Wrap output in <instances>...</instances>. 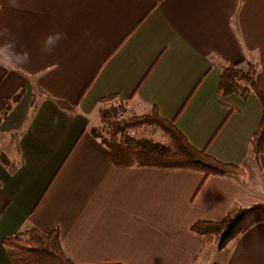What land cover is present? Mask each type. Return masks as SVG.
I'll return each mask as SVG.
<instances>
[{"label": "crops", "instance_id": "obj_1", "mask_svg": "<svg viewBox=\"0 0 264 264\" xmlns=\"http://www.w3.org/2000/svg\"><path fill=\"white\" fill-rule=\"evenodd\" d=\"M245 59L264 94V0H0V264L30 226L58 228L74 264H264V222L221 250L190 230L264 202L258 102L218 94L221 66ZM110 94L155 105L243 179L114 166L89 127Z\"/></svg>", "mask_w": 264, "mask_h": 264}, {"label": "trees", "instance_id": "obj_2", "mask_svg": "<svg viewBox=\"0 0 264 264\" xmlns=\"http://www.w3.org/2000/svg\"><path fill=\"white\" fill-rule=\"evenodd\" d=\"M256 74L257 66L250 60L222 65L218 94H234L242 98L247 94L255 96L261 115L249 144L258 165L264 148V94L256 83ZM19 96L20 92L13 97V101ZM98 102L99 124L93 126L90 133L104 146L114 166L190 169L204 176L235 177L244 174L239 165L220 161L205 148L194 147L176 126L175 120L161 117L155 105L150 112L143 114H129L126 110L130 116H125L126 102L116 94L106 95ZM8 109L7 106L3 115ZM150 126L166 141L141 137L137 142L136 137L128 133ZM262 222L264 202L231 208L219 221L198 220L190 226V230L202 237L204 247L221 250L252 226ZM2 244L11 264H74L61 248L58 228L45 233L30 226L4 237Z\"/></svg>", "mask_w": 264, "mask_h": 264}, {"label": "rangeland", "instance_id": "obj_3", "mask_svg": "<svg viewBox=\"0 0 264 264\" xmlns=\"http://www.w3.org/2000/svg\"><path fill=\"white\" fill-rule=\"evenodd\" d=\"M124 107L123 108L125 109L124 110L125 111V113H124L125 116L126 115H129V114H132L133 111L130 109L129 106H127L126 104H124ZM151 109H149L148 112H150ZM126 110L129 112V114L127 113ZM148 112L146 111V113H148ZM136 114H141V113H136ZM98 124H99V116H98V113L97 112L96 113L94 112L93 115H92V117H91V119H90L89 127L90 126H97ZM128 133L131 136L136 137V141L137 142H138V140L141 137H145V138H148V139L150 138V139H152L154 141H159V142H165L166 141L165 138H163L160 135L159 132H155V130H153L151 126H150V128L149 127H143V128H140V129H133V130L129 131ZM236 177L238 179H243V177L240 176V175H237ZM247 183L249 185L253 186V187L256 185V183H254L253 177H252V175L250 173H249V176H248V179H247ZM213 263H214V259L212 261H208V259H207L204 264H213Z\"/></svg>", "mask_w": 264, "mask_h": 264}]
</instances>
